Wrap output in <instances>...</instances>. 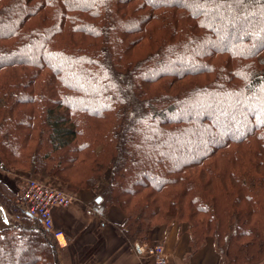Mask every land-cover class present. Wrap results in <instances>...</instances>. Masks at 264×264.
<instances>
[{
    "label": "trees",
    "instance_id": "obj_1",
    "mask_svg": "<svg viewBox=\"0 0 264 264\" xmlns=\"http://www.w3.org/2000/svg\"><path fill=\"white\" fill-rule=\"evenodd\" d=\"M0 171L98 185L134 247L177 224L190 254L263 262L264 0H0ZM0 206L23 209L1 179ZM0 264L59 247L0 218Z\"/></svg>",
    "mask_w": 264,
    "mask_h": 264
},
{
    "label": "crops",
    "instance_id": "obj_2",
    "mask_svg": "<svg viewBox=\"0 0 264 264\" xmlns=\"http://www.w3.org/2000/svg\"><path fill=\"white\" fill-rule=\"evenodd\" d=\"M19 177L16 173L0 171V179L16 193L22 188L20 185L17 188L22 178ZM99 192V188L82 189L73 194L66 207L53 209L54 229L63 233L62 244L58 246L61 264H146L137 246H132L115 231L114 223L124 221L123 213L116 206L102 212L93 205V201L98 203L95 199L100 196ZM180 237L181 247L178 245ZM188 238L185 226L173 224L167 229L165 225H160L153 228L147 243H160L170 257L179 259L178 256L190 251ZM208 240L211 248L207 250L206 244L204 254L199 257H207L205 264H218L214 241Z\"/></svg>",
    "mask_w": 264,
    "mask_h": 264
},
{
    "label": "built area",
    "instance_id": "obj_3",
    "mask_svg": "<svg viewBox=\"0 0 264 264\" xmlns=\"http://www.w3.org/2000/svg\"><path fill=\"white\" fill-rule=\"evenodd\" d=\"M73 199V194L63 188L44 183L36 178H28L19 192V202L22 211L18 214L8 212L0 206V218L6 224H13L22 216L33 217L39 226L52 235L58 246H61L63 233L54 229L53 209L64 208ZM139 252L146 256L153 264H166L167 257L164 247L160 243L142 244Z\"/></svg>",
    "mask_w": 264,
    "mask_h": 264
},
{
    "label": "rangeland",
    "instance_id": "obj_4",
    "mask_svg": "<svg viewBox=\"0 0 264 264\" xmlns=\"http://www.w3.org/2000/svg\"><path fill=\"white\" fill-rule=\"evenodd\" d=\"M17 175H18V177L19 176H21L22 178L23 177H26V178H21L20 180H19V182H18V186H17V188H19V185L22 187L24 184H25V182L27 181V179L28 178H36V177H34V176H26L25 174H19V173H16ZM20 178V177H19ZM97 188H99V186L97 185L96 186V189ZM66 191V190H65ZM70 193V192H69ZM183 226H185V225H183ZM156 227V226H155ZM186 230V229H185ZM208 239H211L212 240V238H210V236L206 239V242H205V244H204V246L201 248V249H199V251H197L196 253H194V254H190V251H188L187 253H185V255L183 254V255H181V256H178L179 257V259L177 258V259H174L175 257L174 256H169L168 255V253L166 252V250L164 249V251H165V253H166V257H167V262H166V264H170L171 262L172 263H174V264H205L206 263V259H207V257L205 256L204 257V259H202V257L203 256H201V257H199V255H201V254H204V252H205V245L208 243L209 244V242H207V240ZM182 240H181V237L179 238V242H178V245L181 247L182 245H183V243L181 242ZM208 241H210V240H208ZM148 242V241H147ZM145 243V244H148V243ZM207 244V250H208V248H211L209 245ZM164 247V246H163ZM189 248H190V246H189ZM213 248H214V251H215V255L217 256V261H218V264H221V261H220V256L218 255V253H217V248H216V245H215V243L213 244ZM190 250H191V248H190ZM178 255L180 254L179 252L177 253ZM198 256V257H197ZM144 257V261H146L147 263H149V264H153V263H151V261L148 259V258H146V256H143ZM174 257V258H173ZM171 261V262H170ZM176 261V262H175ZM259 264H264V261L263 262H261V263H259Z\"/></svg>",
    "mask_w": 264,
    "mask_h": 264
},
{
    "label": "water",
    "instance_id": "obj_5",
    "mask_svg": "<svg viewBox=\"0 0 264 264\" xmlns=\"http://www.w3.org/2000/svg\"><path fill=\"white\" fill-rule=\"evenodd\" d=\"M100 199H101V197L100 196H98L95 200L97 201V202H99L100 201ZM137 250L139 251V249H138V247H137Z\"/></svg>",
    "mask_w": 264,
    "mask_h": 264
}]
</instances>
